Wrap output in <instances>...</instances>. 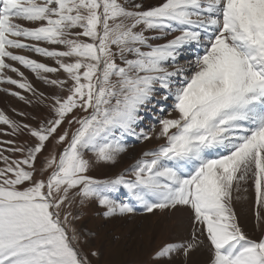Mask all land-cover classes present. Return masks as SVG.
Masks as SVG:
<instances>
[{"label":"snow or ice","instance_id":"6c2138e0","mask_svg":"<svg viewBox=\"0 0 264 264\" xmlns=\"http://www.w3.org/2000/svg\"><path fill=\"white\" fill-rule=\"evenodd\" d=\"M0 83L48 110L35 125L0 110V134L29 137L0 140V264L99 262L71 211L93 201L105 218H187L154 264L197 250L205 264H264V0H0ZM128 138L157 143L112 176L88 174L119 163ZM249 186L255 238L234 208Z\"/></svg>","mask_w":264,"mask_h":264},{"label":"rangeland","instance_id":"374dc122","mask_svg":"<svg viewBox=\"0 0 264 264\" xmlns=\"http://www.w3.org/2000/svg\"><path fill=\"white\" fill-rule=\"evenodd\" d=\"M146 2L156 3L159 0H146ZM146 34L151 35L152 33ZM41 46L51 47L44 43H41ZM12 51L17 54L27 55L37 61L54 65L51 59L42 57L34 52L23 49H13ZM7 62L19 68L29 82L46 95L56 91L44 85L37 79L34 73L17 62L10 60ZM5 72L14 79H20L16 73L9 70H5ZM60 78H63V73H61ZM5 88L19 91L29 99L35 98L32 97L31 93L19 89L14 85L0 83V110L4 111L9 118L35 125L36 121L31 119V117L42 118L48 115L46 107L36 104L29 105L17 97L10 95L8 92L3 91ZM14 109L15 111H13ZM19 112H25L29 115L22 117L18 115ZM0 129L10 131L2 123H0ZM9 139L15 140L19 144L29 139V137L27 135L8 136L0 134V140ZM126 143L129 147V152L121 156L119 163L114 166L96 167L88 174L97 179L112 176L130 164L133 158L142 150L152 147L157 141L141 143L134 138H128ZM7 154L5 153V155ZM241 196H246L247 198L235 201L234 208L242 229L247 235L255 238L259 233L255 227L254 193L252 188L249 186L248 191L241 193ZM71 211L74 216L79 217L78 220L73 222V226L82 232H92L95 234L91 237L87 247L98 248L102 255L99 262L94 261V264H154L150 258L154 249L166 242L180 240L186 237L190 231V226L185 216H173L168 213L144 214L142 210H138L134 215L105 218L100 214L102 209L94 201L85 203L83 206H73ZM206 260L207 252L205 250H197L191 253L187 264H205ZM172 264H184V257H175Z\"/></svg>","mask_w":264,"mask_h":264}]
</instances>
